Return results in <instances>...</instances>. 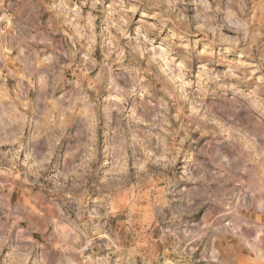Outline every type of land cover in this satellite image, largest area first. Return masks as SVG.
Returning <instances> with one entry per match:
<instances>
[{"label":"clouds","instance_id":"9594fccd","mask_svg":"<svg viewBox=\"0 0 264 264\" xmlns=\"http://www.w3.org/2000/svg\"><path fill=\"white\" fill-rule=\"evenodd\" d=\"M0 264H264V0H0Z\"/></svg>","mask_w":264,"mask_h":264}]
</instances>
